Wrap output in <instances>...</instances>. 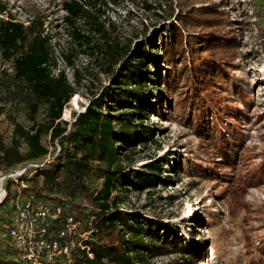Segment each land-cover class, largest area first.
I'll use <instances>...</instances> for the list:
<instances>
[{
    "label": "rangeland",
    "instance_id": "rangeland-1",
    "mask_svg": "<svg viewBox=\"0 0 264 264\" xmlns=\"http://www.w3.org/2000/svg\"><path fill=\"white\" fill-rule=\"evenodd\" d=\"M68 1L0 0L5 10L0 19L10 15L25 26L36 25L35 33L49 37L57 64L53 73L63 71L73 89L62 114L68 122L105 99V92L114 87L113 73L132 53L134 43H142L144 51L151 53L144 58L143 70H149L144 87L150 92L155 77L156 90L149 100L160 113H149L144 121L153 131L152 141L141 146L136 143L121 164L130 173L145 172V164L170 158L171 170L161 173L168 178L166 185L155 183L143 191L122 189L119 209L170 228L174 235L160 230L159 234L177 236L190 253L181 254L170 246L162 254H147L146 264H187L180 256H191L192 264H264V0H78L84 12L74 28L82 38L74 36L65 21L63 3ZM209 4L219 10L218 21L206 23L210 27L206 32L225 35L232 43L217 51L225 62L221 67H228L229 73L223 72L222 80L207 81L201 89L204 92L211 84L208 92L220 93L212 94L215 107L208 103L210 93L185 82V75L178 79L176 71L164 72L162 60L158 70L151 68L158 61L163 37L156 35L152 42L153 29L175 23L182 12L202 17V8ZM147 6L158 9L147 10ZM213 14L205 16L210 19ZM167 16H171L169 21H163ZM102 36L121 50L122 58L111 69L101 46ZM188 63V59L182 61V65ZM4 72L11 74L12 69L0 57V81L6 80ZM165 79L173 85H167ZM233 83L238 87L233 88ZM110 106L108 101L102 112L115 114ZM9 113L28 125L24 107L8 106L0 117V133L10 129ZM43 143L51 151L47 140ZM6 176L0 173V179ZM5 208L9 210L8 202ZM9 252L0 249V261L6 262Z\"/></svg>",
    "mask_w": 264,
    "mask_h": 264
},
{
    "label": "trees",
    "instance_id": "trees-1",
    "mask_svg": "<svg viewBox=\"0 0 264 264\" xmlns=\"http://www.w3.org/2000/svg\"><path fill=\"white\" fill-rule=\"evenodd\" d=\"M63 7L67 12L65 21L73 28V35L82 38L74 26L83 16L84 6L78 0H69ZM150 9L158 8H147ZM202 9V17L198 13L185 15L186 12H182L174 18L175 23L160 27L162 29L155 28V33L150 34L152 42L156 35L163 36L158 61L151 68L158 70L162 60L166 67L164 72L176 71L178 79L185 75V82H193L200 92L207 81L222 80L220 75L229 73L227 66L221 67L225 62L217 51L232 45L227 36L205 30L210 28L205 26L206 23L213 19L218 21L219 10L213 4ZM212 11L213 18H207L205 15ZM4 12L0 5V13ZM170 18L164 17L163 21ZM35 28L36 25L25 26L10 15L0 19V57L9 62L12 69L11 74L4 72L6 80L0 81V117L8 106L14 109L22 106L28 124L18 122L9 113L10 129L5 134L0 133V173L25 169L21 176L4 183L7 198L0 204V221L10 214L5 205L12 198L15 187L22 196L62 205L67 212L90 223L94 240L85 244L92 258L78 253L74 264H146L147 254H162L170 246L181 254L190 253L189 247L182 246L177 236L163 238L159 234L160 230L165 235H174L170 228L119 209L123 202L122 189L130 187L143 191L155 183L166 185L168 178H163L161 173L171 170L170 158L145 164V172L130 173L121 164L122 159H128L126 153H131L136 143L141 146L152 141L153 131L144 125V121L148 120L149 113H160L158 108H152L155 104L149 100L156 90L155 77L150 92L147 93L144 87L149 72L143 70L144 58L148 59L151 53L144 51L142 43H134L132 53L123 58L121 66L113 73L114 87L105 92V99H99L75 115L73 122H68L62 119V114L73 96V89L63 71L53 73L57 64L50 39L35 33ZM102 37L101 46L111 69L113 63L122 58L121 50L113 40ZM213 50L216 53L211 54ZM186 59L188 65H182ZM183 67H186L185 72ZM129 81L131 86H128ZM164 82L173 85L166 79ZM211 87L210 84L204 90L210 93L208 103L215 107L217 100L212 94L219 96L220 93L208 92ZM232 87H238L237 83ZM108 101L112 104L113 115L102 112ZM226 135L221 138L225 140ZM44 139L51 151L43 143ZM175 163L178 165L176 158ZM188 257L180 256V260L192 264V257Z\"/></svg>",
    "mask_w": 264,
    "mask_h": 264
},
{
    "label": "built area",
    "instance_id": "built-area-1",
    "mask_svg": "<svg viewBox=\"0 0 264 264\" xmlns=\"http://www.w3.org/2000/svg\"><path fill=\"white\" fill-rule=\"evenodd\" d=\"M24 172L25 169H20L0 179V204L7 198L5 181ZM12 190V198L8 201L10 214L0 221V249L10 251L11 257L0 262L74 264L78 253L92 258L85 244L94 240L90 223L67 212L62 205L22 196L15 187Z\"/></svg>",
    "mask_w": 264,
    "mask_h": 264
}]
</instances>
